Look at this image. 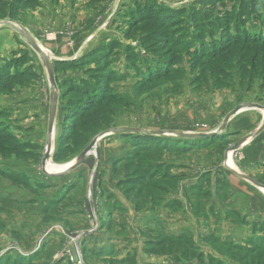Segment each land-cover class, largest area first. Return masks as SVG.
Returning <instances> with one entry per match:
<instances>
[{"label":"rangeland","instance_id":"1","mask_svg":"<svg viewBox=\"0 0 264 264\" xmlns=\"http://www.w3.org/2000/svg\"><path fill=\"white\" fill-rule=\"evenodd\" d=\"M41 1L42 5L39 7H19V20L16 22L29 28L41 45L51 52L52 56H54L53 52L48 45H45L46 40L53 39L51 37H56L57 41L62 39L61 41L69 44L77 54L72 59L91 51L103 42L115 39L121 46L115 49L116 60L113 67L116 73L123 75L118 78L114 76L116 78L112 83L109 86L105 85L106 89L110 88V93L113 94L112 99L107 105L96 109L98 112L91 118L101 126L100 131L93 130L95 132L89 134L87 145L82 144L75 147V150L72 151L74 154L72 153L73 155L65 161L56 162L53 154L51 162L54 169L51 171L58 170L72 162L96 135L111 128L138 127L152 130L211 131L217 129L228 112L239 104L258 103L264 105L263 80L255 78L254 82L251 81L249 85L245 82L248 76L241 79L238 72L231 86L220 89H215L213 84L206 86L207 84L197 81L196 76L200 72V67L197 64L198 57L194 54L196 47L192 46L188 51H185L182 47L169 43L172 31L180 28L183 25L181 22L170 24L175 25L174 28L171 27L173 30L170 27L157 24L154 20L138 22L134 29H130L129 21L135 20V18L130 20L129 17L136 15L135 12L141 10L138 4L142 1ZM194 1L196 0H153L161 8L162 6L179 8ZM227 5L228 7L219 4V9L227 7L232 10V3L228 2ZM257 5L260 7L258 16L253 17L247 27L252 32L264 35V1L258 2ZM8 19L4 18L3 13H0V21ZM0 31L4 34V40L11 37L14 39L18 51H27V49L31 51L30 53L34 57L31 63L35 64V73H37V77H34L33 80L18 84L11 92L0 97V123L3 124L2 130H4L0 142L7 144V146L2 144V149L0 148V264H58L64 257H70L68 251L73 255L76 254L75 243L68 239L71 232L61 230L59 226L66 225L64 218L66 213H70V216H74L75 212L78 214L82 211L81 207L86 203V200L88 201L90 179L95 162L92 160L94 156H89L86 163L65 177H54L43 171L42 160L46 147L48 110L50 109V85L47 72L39 55L18 32L8 26L1 27ZM6 35L7 38H5ZM173 46H175V51ZM129 47L137 56V66H132L129 63L126 50ZM249 51L251 56L257 53L254 50ZM15 52L13 51L8 58L12 59ZM164 57L169 64L175 63L173 70L166 72L167 74L163 77L155 80L149 79V70L160 67L163 60L159 58L165 59ZM3 58L5 57L0 55V60ZM258 65H261L260 61H258ZM67 73L82 74L75 70H69ZM43 76L49 85L48 96L45 100L49 107L47 104L48 112L41 114L37 110L45 95L37 99H32V97H34L33 92H37L36 97L43 94L40 92L42 86L37 82L41 81ZM28 92H30L31 98L25 101L24 94ZM253 110L258 109L243 110L233 120L232 124L241 120V123L239 122L240 129L234 132L232 129L227 130L231 142L226 150L259 125L264 112L260 110L258 115L255 114L258 112ZM245 111L249 112L245 114ZM98 113L101 117H95ZM249 114L254 115L255 123L245 127V115ZM63 119L64 110L59 99L55 150L62 131ZM73 122L75 125H80V129L84 128L81 119H74ZM122 139L126 141L125 144ZM117 141H120L124 146L121 144V148H116L118 147ZM79 143L81 142L79 141ZM132 143L128 137L122 136V134L107 136L99 142V165L93 182L94 192L100 188L101 163L108 158L110 153L108 148L111 145H115L114 149L117 150L115 155H119L117 157L119 159L115 160L113 165L120 163V167L111 168V174L118 175L120 173L121 181L129 177L130 170L126 167V163L129 162L131 151L134 154L136 149V147L130 146ZM16 144L19 145L20 150L15 149L14 145ZM175 144L179 145L178 142ZM181 145L193 147L180 151L176 149L172 151H144L133 156H137L138 166L146 165L145 163L148 161L166 160L168 164L174 166L171 169L173 175L178 173V169H182L181 172L188 174V177H191L198 169L201 170L202 175L205 173L211 175L228 173V169L224 165L226 150L220 152L218 144L209 148L198 147L186 142H182ZM236 153L232 156L234 164L242 169L237 163L240 159L239 154ZM260 159L255 165L250 166V170L258 180L259 178L264 179V151L263 157ZM165 169L166 165H162V171ZM131 171H134V166L131 167ZM132 175L134 176V173ZM140 175L137 172L135 176ZM159 180L160 176L157 177L156 182L159 183ZM96 182L99 184L98 187ZM147 182L145 196L148 191L152 193L153 190V187L149 186L151 180L147 179ZM201 183L204 184L202 186L203 194L207 191L211 196L213 193L216 194V197L210 200L211 206L216 205L220 208L223 207V211L227 210L224 214L223 211L216 212L220 209L212 207L211 210L215 211L211 214L214 223L225 224L222 223L224 217L230 223H228L229 227L233 222L236 224L245 223V239L230 237L228 234L223 237L226 241L245 247L255 245L254 241L263 240L261 242H264V209L245 206V217L232 209L229 211L224 205L226 201L221 197L228 193L227 177L221 178L219 181L209 177L201 180ZM65 185L68 187L62 190ZM140 188L138 187V189ZM259 191L264 192L261 188ZM203 197L204 195H202ZM55 199L56 202H54ZM230 208L233 207L230 206ZM76 232L78 231L75 229L74 237L81 235ZM199 241L201 249L207 254H212L231 264H252L255 255L260 257L264 254V252H259L250 256L246 253L247 251L238 249L236 246L238 250L232 251L229 248L202 241L201 237ZM82 260L84 262L83 257Z\"/></svg>","mask_w":264,"mask_h":264},{"label":"trees","instance_id":"2","mask_svg":"<svg viewBox=\"0 0 264 264\" xmlns=\"http://www.w3.org/2000/svg\"><path fill=\"white\" fill-rule=\"evenodd\" d=\"M137 1H142L138 4L141 10L135 12L136 15H132V17L128 15L130 20L133 17L135 18V20L129 21L130 29H134L138 22L151 20L168 28H174L175 25H170L174 22L183 24L180 28L175 29L176 31H172L173 34L169 39V43L180 46L185 51H188L192 46L196 47L194 54L198 57L197 64L200 67L196 80L199 83L203 82L207 84L206 86H212L210 84H213L215 89L231 86L238 72L241 79H245L248 76L245 82L249 85L251 81L254 82L255 78L264 82V35L252 32L247 27L250 20L258 16L257 14L260 11V7L257 5L258 2L264 0H196L187 6L179 8L165 6L161 8L153 0ZM228 2L232 3V10L227 8ZM219 4L227 6L226 9H219ZM41 5V0H0V13H3L4 18L17 21L19 20V7L28 8ZM120 46L119 41L112 39L101 43L76 59L54 60L56 79L60 90V101L64 110L62 131L54 152V160L56 162L67 160L74 154L72 151L75 150V147H79L82 144L87 145L89 134L95 132L93 130L100 131L101 126L91 118L98 112L96 109L107 105L112 99L113 94L110 93L109 87L105 88V85L109 86L113 79L116 78L114 76H117V78L123 76L122 73H116L113 67L116 60L114 56L115 49ZM174 47H172L173 50ZM126 50L130 65L137 66L136 60L138 59L132 52V48L129 47ZM249 50H254L257 53L251 56ZM30 52L28 49L27 51L17 50L12 59L5 57L0 60V97L5 93L11 92L18 84L31 81L34 77H37L35 64L31 63L34 57ZM19 54L20 56H18ZM164 58H159L163 60L160 63V67L149 70V79L155 80L163 77V75L167 74L166 72L173 70L175 63L169 64L166 57ZM258 61L261 62V65H258ZM69 70L79 71L82 74L71 75L67 73ZM256 71L259 72L257 73ZM95 117H101L100 113ZM74 119H81L84 128L80 129V125H75ZM2 129L3 124L0 123V138L4 135V130ZM229 135L226 132L213 138L198 140L158 135H122L128 137L133 142L130 146L136 147V149L134 154L131 151V155L128 158L129 162L128 164L126 163V167L130 170L129 177L120 181L119 186L139 208L146 207L151 202L154 205H161L165 201L164 199L169 196V192L178 183V178L171 174V169L174 166L168 164L166 160L148 161V164L145 163L146 165L141 164L138 166L137 156L133 155H139L144 151H172L173 149L180 151L193 147L183 146L181 145L182 142L203 148L218 144L220 152H225L231 142ZM175 142H178L179 145H176ZM2 144L7 146V144L0 142L1 149ZM14 147L19 149L18 144L14 145ZM162 165H166V169L163 171ZM132 166H134V171H131ZM136 171L141 175L135 176L137 174ZM132 173H134V176ZM159 176L160 180L158 183L156 179ZM210 176L211 174L205 173L202 175V180ZM147 179L151 180L149 186L153 187V190L152 193L148 191V196H145L147 192L145 187H148ZM220 179L218 176L216 180L219 181ZM259 180L261 182L264 181L263 178H259ZM203 185V183H200L197 186L195 208L198 212L203 204L199 197L210 195L209 191L205 194L202 193ZM67 187L68 185H65L62 190ZM138 187L141 188L138 189ZM103 192L104 190L101 188L100 199H102ZM150 193L152 194L151 196ZM222 198L226 199L227 195L222 196ZM54 202H56V199ZM97 206L100 208L99 203ZM204 240L215 246L220 245L229 248L232 251L242 249L245 252L247 251L246 253L250 256L264 252V242H261L263 240L254 241L253 244L255 245L248 247L226 241L222 236L216 234L206 236ZM144 250L155 254L169 255L171 260L168 264H231L212 254H207L201 249L190 232H185L179 236L167 235L160 240L150 241ZM86 252V248L83 247V257H85ZM253 258L252 264H264V254L260 257L255 255ZM66 260L72 262L69 256L61 259V261ZM119 264H136V259L134 256L129 255L122 259Z\"/></svg>","mask_w":264,"mask_h":264},{"label":"crops","instance_id":"3","mask_svg":"<svg viewBox=\"0 0 264 264\" xmlns=\"http://www.w3.org/2000/svg\"><path fill=\"white\" fill-rule=\"evenodd\" d=\"M3 35L4 34L0 31V55L8 57L13 51L18 50V46L14 43L12 37L4 40ZM5 38H7V35ZM51 38L53 39L46 40L45 45H48L55 59H72L77 55L67 42L61 41L62 39L57 41L56 37ZM37 82L41 84L42 91L40 92L43 94L37 95L36 97L37 92H33L34 97H32V99H37L45 95L43 97L44 100L40 101L41 103L37 110L38 113L43 114L49 111L46 109L48 102L45 101L48 96L49 85L44 76L41 78V81L38 80ZM24 95L23 99L25 101L31 98L30 92ZM249 111H252V109ZM249 111H245V114ZM253 111L258 112L255 113L258 115L261 112L259 109ZM261 114L263 115V113ZM235 118L237 117L235 116L228 126V129H232L233 132L240 129L241 123V120H239L232 124ZM254 123V115H245V127ZM263 136L264 133L246 144L238 151L239 153H236L237 155L239 154L240 159V161L237 162L238 165L252 176H254V173L250 170V166L255 165V163L259 162V160H261L260 158L263 157ZM122 142L125 144L124 142L126 141L122 139ZM121 144L120 141H117L116 145L118 147L116 148H119ZM123 144L122 146H124ZM114 146L115 145L109 146L108 151H110V153L108 158L104 159L101 163L102 169L100 174L102 177L100 180V188L96 193L93 190V205L90 201V197H88V201L86 200V203L81 207L82 211L78 214L75 212L74 216H70V213H66L64 217L66 225L62 224V227L59 226L61 230L71 232L68 239H71L70 241L75 243L76 255L79 253V250L82 254V248H86L87 252L85 257H83L82 254L85 264H119L122 259L129 255L135 257L136 264H166V262L171 260L169 255L147 252L144 250L145 246L148 242L160 240L167 235L179 236L185 232H190L198 244L200 243V237L201 240L204 241L206 236L212 234L222 237L229 234L230 237L241 240L245 239V223L236 224L233 222L232 226L229 227V222L226 221V217H224L222 221V223L225 224L214 223V218H212L211 214L215 211H213L214 209L211 210V208L220 209H215L216 212L223 211L222 206V208L216 205L211 206L210 200L216 197L215 193H213L212 196L210 194L203 198L202 196L199 197L203 204L199 212L196 210L195 198L197 196L196 192L198 191L197 186L201 183L203 174L200 169L192 174L191 177L181 172L182 169H178V173L174 175L178 178V183L176 187L169 192V196L164 199L165 201H163L161 205H154L151 202L148 203L146 207L139 208L136 203L121 190L119 183L122 175L120 173H118V175L115 173L111 174L110 172L111 168L115 166L120 167V163L113 165V162L119 159L117 158L119 155H115L117 150L114 149ZM112 154H114V156H112ZM92 160L94 161V158ZM94 165L95 162L93 166ZM98 165L99 157L97 168ZM218 176L220 178H228V193L227 198L224 199L226 201L224 205H226L228 210L232 209L245 217V206H256L264 209V192L262 193L259 191V187L240 178L229 170L225 175L224 173L218 175L213 174L210 178L215 180ZM96 185L98 187L99 184L96 182ZM101 188L104 190L102 199H100ZM98 203L100 204V208L97 206ZM230 206L233 208H230ZM225 211H223L224 214ZM75 229L78 231L76 233H81V235L74 237L73 231ZM58 264L75 263L66 260L61 261V263L58 262Z\"/></svg>","mask_w":264,"mask_h":264},{"label":"water","instance_id":"4","mask_svg":"<svg viewBox=\"0 0 264 264\" xmlns=\"http://www.w3.org/2000/svg\"><path fill=\"white\" fill-rule=\"evenodd\" d=\"M4 26H8L12 28L26 40V42L33 48V50L41 58L42 64L47 72V77L50 85V109H49V123H48L46 147H45L44 157L42 160L43 171L48 175L54 177L67 175L73 172L74 170L78 169L79 167H81L84 163H86L89 156H94L95 165L93 166L92 176L90 179V201L92 205H93V182L96 176V170L98 164V145L103 138L113 134L176 136L179 138L195 139V140L212 138L217 135L225 134L228 130L230 121L243 110L259 109L264 112V105L258 103L239 104L228 112V114L224 117L222 124L217 129L211 131L152 130V129H144L138 127L111 128L96 135L92 140V142L75 159H73L68 166L55 172H49L47 170V165L51 160H53V154L56 147L57 115H58L59 99H60V90L57 83L56 72L54 67L55 57L52 56L51 52L48 49H46L41 45V43L29 30V28H27L23 24L8 19V20L0 21V28ZM263 132H264V116L261 122L259 123V125L255 129H253L250 133L243 136L234 145H232L226 150L224 156V165L229 171H231L235 175L251 182L252 184L261 188L264 191V183H262L261 181H259L257 178L250 175L246 171L240 169L239 167H232L228 163L231 155L233 156L236 152L240 151L246 144H248L250 141L261 135ZM94 214L96 217L95 210H94Z\"/></svg>","mask_w":264,"mask_h":264},{"label":"built area","instance_id":"5","mask_svg":"<svg viewBox=\"0 0 264 264\" xmlns=\"http://www.w3.org/2000/svg\"><path fill=\"white\" fill-rule=\"evenodd\" d=\"M68 253L70 254V258L71 260L75 263V264H85L82 260V254L81 251L79 250V253L76 254H72L70 251H68Z\"/></svg>","mask_w":264,"mask_h":264},{"label":"bare ground","instance_id":"6","mask_svg":"<svg viewBox=\"0 0 264 264\" xmlns=\"http://www.w3.org/2000/svg\"><path fill=\"white\" fill-rule=\"evenodd\" d=\"M249 110H251V109H249ZM231 155V154H230ZM71 163V162H70ZM70 163H68L66 166H68ZM229 165L230 166H232V167H236V165L234 164V161H233V158H232V155L230 156V158H229ZM66 166H64V167H66ZM64 167H62V168H64ZM62 168H60V169H62ZM52 169H54L53 168V166H52V162L50 161L49 163H48V165H47V170L49 171V172H55V171H58V170H60V169H58V170H53V171H51Z\"/></svg>","mask_w":264,"mask_h":264}]
</instances>
